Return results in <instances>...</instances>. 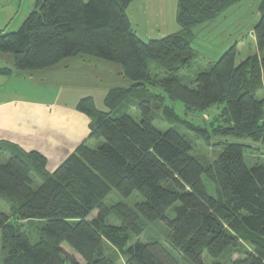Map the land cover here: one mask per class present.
I'll return each instance as SVG.
<instances>
[{
	"label": "trees",
	"instance_id": "trees-1",
	"mask_svg": "<svg viewBox=\"0 0 264 264\" xmlns=\"http://www.w3.org/2000/svg\"><path fill=\"white\" fill-rule=\"evenodd\" d=\"M134 1L37 0L17 32L0 31V53L11 55L20 73L83 55L121 66L130 82L107 94L104 110L93 97L76 104L91 120L89 140L101 145L82 144L52 174L37 152L14 154L6 164L0 160V200L12 202L10 214L0 211V264H80L64 244L85 264H118L108 249L118 251L124 264H178L174 252L186 264H208L206 255L223 264L244 246V255L229 264H264V163L250 168L244 156L249 148L264 157V56L237 65L235 45L194 80L181 78L197 59L192 30L245 0H178L180 30L149 41L132 26L128 10ZM254 35L262 54L264 0ZM150 63L159 71L151 72ZM13 72L0 67V75ZM166 100L181 101L187 113L223 105L206 127L188 124L207 145L222 147L214 162L203 165L175 128L162 132L154 126L158 119L186 123ZM129 106L138 109L139 120L124 113ZM214 138L238 141L212 143ZM6 146L0 143V155ZM34 175L43 181L37 190ZM204 177L215 184L216 197ZM113 193L124 200L138 193L144 200L109 206ZM111 217L121 225H110ZM37 220L44 224L33 244L19 224ZM155 223L165 226L174 252L160 240L130 246L133 236Z\"/></svg>",
	"mask_w": 264,
	"mask_h": 264
},
{
	"label": "rangeland",
	"instance_id": "rangeland-1",
	"mask_svg": "<svg viewBox=\"0 0 264 264\" xmlns=\"http://www.w3.org/2000/svg\"><path fill=\"white\" fill-rule=\"evenodd\" d=\"M148 1L150 2V8H155L158 11V17L153 15L149 16L148 14ZM259 2L261 0H245L240 4L233 6L228 9L226 12L221 14L217 19L212 22L204 24L205 26L199 27V44L200 46L197 49L199 56L191 66L185 72L181 74V78L187 80H194L201 72L208 67L209 59L213 56H220L224 54L231 47L237 45L238 56H237V65L241 64L244 60L251 57L256 53V55L264 56V52L261 54L256 48V38L254 35V27L259 20ZM32 8V9H30ZM32 0H0V31L3 33L10 34L17 32L27 16L30 14V10H33ZM134 27L138 33V36L144 40L149 41V38H164L167 34L171 33L176 26L179 29L177 22L178 15V0H135L134 3L130 6L128 10ZM197 31V30H195ZM193 32V30H192ZM193 37L194 34H193ZM153 40V39H151ZM203 40V41H201ZM194 41V40H193ZM227 45V49L226 48ZM219 54V55H218ZM8 56H11L8 54ZM218 58V57H217ZM150 70L153 73L159 71L158 67L154 63H150ZM128 81V80H127ZM129 85L130 82L128 81ZM129 85L123 86V88H128ZM149 92L160 93L154 88H148ZM71 92V91H70ZM86 94V93H83ZM93 96V92L87 93ZM259 98L264 99V90L259 93ZM97 106L104 110L105 107L101 100V95L96 96ZM165 104L172 106L174 105L179 116L186 122L177 125H170L167 122H162L158 119L154 126L162 131L166 132L171 128H175L180 134L185 136L188 141H190L194 150L192 155L201 160V163L208 164L214 162L222 151L221 146L207 145L196 133L192 130L188 124H192L195 127H206L208 123L214 121L215 117L219 115V112L222 110L223 105H215L211 107L206 112H197V113H187L186 109L181 101H176L172 103L169 100H166ZM124 113L131 115L135 119L139 120L141 118L138 109L129 106L124 110ZM123 114V112H121ZM159 117V115H158ZM161 117V116H160ZM238 141L232 138H214L212 143H219L223 141ZM101 145V142H100ZM92 147H97L95 143L91 144ZM245 160L248 167H253L257 163H264L263 156L256 150L246 149L245 151ZM1 163L6 164L8 158L7 156H1ZM34 184L33 188L37 190L42 185L40 177L34 175ZM204 182L207 187L208 193L212 197H216V186L214 183L209 181L204 177ZM119 200L125 201L129 204H135L142 202L143 197L135 193L130 199L124 200L120 198L117 193H113L106 200V204L111 206L119 202ZM12 207V202L9 198L4 197L0 200V211L5 214H10ZM96 215V213H95ZM169 217H174V211L169 212ZM110 225L119 226L121 222L116 217H111L108 220ZM43 221H32L30 223L23 222L20 225V229L24 232L30 239L31 243L35 244L39 241L40 228L43 226ZM160 240L171 252H174L167 241V230L165 226L161 223H155L147 225L145 232L140 237L133 236L130 242V246L136 242L142 243H151L154 241ZM63 248L67 254L74 257L80 264H85L82 257L77 254L71 247L67 244L63 245ZM246 247L244 246L240 253L234 254L232 257H227L222 261L223 264H229L231 260L239 259L243 256ZM110 254H113L117 257L118 264H124L125 258L121 254L114 250V253L108 249ZM176 255L178 264H186L181 255ZM206 261L208 264H212L213 261L206 255Z\"/></svg>",
	"mask_w": 264,
	"mask_h": 264
},
{
	"label": "crops",
	"instance_id": "crops-1",
	"mask_svg": "<svg viewBox=\"0 0 264 264\" xmlns=\"http://www.w3.org/2000/svg\"><path fill=\"white\" fill-rule=\"evenodd\" d=\"M36 2L32 0V7ZM151 13L158 17L157 9L150 8L148 1L149 16ZM129 17L137 33L130 14ZM203 26L193 29L192 46L198 56V28ZM179 30L175 26L166 36ZM216 55L209 59L205 70L223 54ZM0 67L14 70L11 75H0V143L7 145L0 158L7 156L8 162L14 154L37 152L47 160V174L54 173L82 144L100 145V141L89 140L91 120L76 110L77 102L86 97L96 101L100 94L104 103L110 91L129 85L121 66L83 55L44 71L20 73L15 71L14 58L0 53Z\"/></svg>",
	"mask_w": 264,
	"mask_h": 264
}]
</instances>
